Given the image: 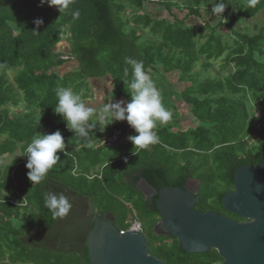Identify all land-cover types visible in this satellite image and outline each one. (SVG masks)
Instances as JSON below:
<instances>
[{
  "label": "trees",
  "instance_id": "1",
  "mask_svg": "<svg viewBox=\"0 0 264 264\" xmlns=\"http://www.w3.org/2000/svg\"><path fill=\"white\" fill-rule=\"evenodd\" d=\"M216 2L69 0L60 12L41 0H0V264L71 263H65V254L56 257L27 243L31 231L53 222L44 205V194L52 184L87 199L100 216L110 213L123 231L129 229L134 214L141 223L150 215L159 221L157 197L147 201L137 190L140 178L157 191L183 190L190 180L197 181V212L246 222L225 211L223 198L234 191L239 168H256L264 162V26H255L253 34L237 30L264 11V0H257L254 7L247 0H224L222 16L212 13ZM150 6L159 7L168 17L155 18ZM76 10L80 16L73 18ZM203 16L217 20L212 24L201 20ZM36 19L43 20L39 28ZM223 29L229 31L231 42L225 40ZM65 43L68 51L61 49ZM125 57L142 60L150 70L164 106L173 113L172 121L156 126L157 143L135 149L129 140L118 145L128 127L105 117L91 131L93 142L88 146L54 114L55 89L71 87L87 104L92 98L90 81L110 77L112 97L128 103L131 95L123 80H130L131 72L125 77L124 68L130 67ZM221 59L217 74L208 75ZM73 62L76 70L58 72ZM173 74L188 85L181 93L172 92L189 107L196 123L186 130L178 128L177 107L168 102L169 92L158 85L161 79L167 88ZM98 119L94 112L88 124L93 127ZM57 130L65 139L60 161L43 181L33 184L27 175V144L38 133ZM116 130L122 133L119 142L102 145ZM133 135H138L134 129L129 136ZM18 150L22 157L11 163ZM156 239L151 237L150 252L164 264L223 262L215 250L190 255L175 238L154 243ZM84 256V264H90L88 254ZM195 257L204 260L197 262Z\"/></svg>",
  "mask_w": 264,
  "mask_h": 264
},
{
  "label": "water",
  "instance_id": "2",
  "mask_svg": "<svg viewBox=\"0 0 264 264\" xmlns=\"http://www.w3.org/2000/svg\"><path fill=\"white\" fill-rule=\"evenodd\" d=\"M191 184L195 185L194 190L189 188ZM136 188L147 201L157 197L160 222L153 229L156 237L177 239L182 250L190 255L215 250L222 264H264V162L256 168H239L234 175V191L223 198L225 211L246 220L242 223L216 213L197 212L194 206L200 184L194 180L183 190L168 187L157 191L140 178ZM50 189L54 193H70V199L75 201L70 214L83 217L82 232L77 233L76 223H72L69 231L61 234L60 252L82 255L87 248L90 264H164L150 255L143 234H120L110 213L103 221L95 217L94 205L87 199L62 185L52 184ZM60 229L58 223L36 238L44 248L55 250L44 242L58 238Z\"/></svg>",
  "mask_w": 264,
  "mask_h": 264
},
{
  "label": "clouds",
  "instance_id": "3",
  "mask_svg": "<svg viewBox=\"0 0 264 264\" xmlns=\"http://www.w3.org/2000/svg\"><path fill=\"white\" fill-rule=\"evenodd\" d=\"M256 2L257 0H247L250 7H254ZM41 3L55 6L62 12L68 7L69 0H41ZM225 8L224 0H217L212 13L215 16H222ZM72 16L78 18L79 10L74 11ZM34 23L39 28L43 24V20L36 19ZM124 62L130 66L124 68V75L128 77L131 72V79L123 81L131 95V101L126 106L123 101L104 104L101 120L107 117L112 120V123L127 121L129 126L138 133V135L129 136L128 140L135 146V149H146L159 140L154 131L157 121L161 123L170 121L172 112L164 106L160 91L149 74L150 70L145 69L144 62L132 57H125ZM106 86L111 90L114 84L108 82ZM55 93L57 104L53 108L54 114L62 117L67 128L75 135L84 138L86 145L91 146L93 142V137L90 135L92 126L88 122L96 109L87 105L82 99V94L75 92L71 87L58 86ZM64 149L65 139L59 130L51 134L38 133L34 136L26 147L28 179L33 184L43 181L50 170L60 161L58 153ZM44 205L51 211L53 219H62L70 214L75 206V201L70 199V193L46 191Z\"/></svg>",
  "mask_w": 264,
  "mask_h": 264
},
{
  "label": "rangeland",
  "instance_id": "4",
  "mask_svg": "<svg viewBox=\"0 0 264 264\" xmlns=\"http://www.w3.org/2000/svg\"><path fill=\"white\" fill-rule=\"evenodd\" d=\"M150 1V0H149ZM183 1L184 0H179V3H180V5H182V3H183ZM186 1V0H185ZM161 2V1H160ZM160 2H158V3H153V4H159ZM148 10L153 14L154 13V17L155 18H157V19H162L163 17H168L167 16V14H165V16L163 15V14H161V13H159L158 11L160 10L159 9V7H157V6H150V7H148ZM225 12V11H224ZM223 15V14H222ZM179 16H180V14H179ZM183 17V15H181V18ZM201 20H207V21H209L210 20V22L212 23V24H214L215 22H216V20H217V18L214 16V17H211V18H209V17H206V16H203V18L201 19ZM190 22H192V21H194L195 23H200V21L199 20H197V21H195V19H191V20H189ZM255 26H258V27H261V26H264V11H262L259 15H257L255 18H253V19H251V20H246V21H244L243 23H242V28L241 29H238L237 28V26H235L236 28H237V30L238 31H248V32H250L251 34H253L254 33V27ZM222 33L226 36V38H225V40H229V42H231L232 41V38H230L229 37V31L228 30H226V29H223L222 30ZM62 49V48H61ZM221 64H222V59L221 60H218L217 62H215L214 64H213V66H212V68H211V70L210 71H208L207 72V74L208 75H215V74H217V72L219 71V68H220V66H221ZM70 68V66H66V69L67 70H70L69 69ZM198 70V69H197ZM222 73V72H221ZM13 75H14V72H11V73H8V77L11 79L12 77H13ZM161 75V74H160ZM221 75H223V73L221 74ZM155 76V75H154ZM171 76V77H170ZM169 77H168V80L170 81L169 83H170V85H171V88L169 87H167V89L168 90H170V89H172V91L173 90H175L177 93H181L182 91H184V89L185 88H187L188 87V85L187 84H185V83H181V82H179L178 81V79L176 78L177 76H175V77H172L173 75H170ZM161 83V84H160ZM161 85V88H163L164 86H165V82L164 81H162L161 79L159 80L158 79V85ZM159 89V91H160V93H161V89L160 88H158ZM168 95H169V97H167L168 98V102H170V103H173L174 105H176V107H177V110H178V112H179V114H180V116H179V125H178V128H182L183 130H186L187 128H191V127H195L196 126V123H195V121L191 118V113H190V111H189V107L187 106V105H185L184 103H180V99L177 97V98H175L176 96H174V94H172L171 92H169L168 93ZM171 95H173V97H171L170 98V96ZM161 96H162V94H161ZM111 94H108V103L109 102H111ZM101 102H103V100H100ZM11 112L13 113L14 112V110L13 109H11ZM101 112V111H100ZM101 114H102V112H101ZM173 114V113H172ZM96 121V120H95ZM171 121H172V119L170 120V121H168V122H166V123H161V122H159V121H157V125H165V124H168V123H171ZM127 125H129L128 123H127ZM156 125V126H157ZM185 126V127H184ZM129 129H131V127H128V131H129ZM20 150H18V151H16L15 153H14V155L13 156H11V158L9 159L10 160V162L11 163H15L16 161H17V159H20L21 157H22V152H19ZM19 152V153H18ZM9 160H8V162H9ZM56 185V184H55ZM189 188L191 189V190H194V188H195V185L194 184H191L190 186H189ZM157 217V216H156ZM156 217H154V216H149V218H146L145 219V221L146 222H143V223H141L140 222V220L137 218V216H136V214H134V216L133 217H130L129 218V223H131V225H132V223L133 222H138L139 224L141 223L142 224V226H143V229L141 228V231L139 232V233H143L147 238H149V237H152L153 238V234H154V232H153V229H154V227L159 223H157V221H158V219L156 218ZM138 219V220H137ZM131 225H130V227H129V229H127V230H122L121 232H119L120 234H124L125 232H134V231H131L130 230V228H131ZM157 239L154 241V243L155 242H157V241H161V240H164L163 238H166V237H162V238H158V237H156ZM193 260H195V261H197V262H202L203 260H204V258H198V257H195V258H193Z\"/></svg>",
  "mask_w": 264,
  "mask_h": 264
},
{
  "label": "flooded vegetation",
  "instance_id": "5",
  "mask_svg": "<svg viewBox=\"0 0 264 264\" xmlns=\"http://www.w3.org/2000/svg\"><path fill=\"white\" fill-rule=\"evenodd\" d=\"M187 184H188V183H187ZM49 191L54 192L52 189H49ZM70 192H71V191H70ZM152 199H153V198H152ZM89 202H90V201H89ZM95 213H96L95 217L100 218L101 220L104 221V216H105L106 214L100 216V215L97 213L96 210H95ZM112 216H113V215H112ZM221 216H222V215H221ZM223 216L226 217V218H228V219H230V220H232V221H235V220L232 219L231 217L229 218V217H227V216H225V215H223ZM113 217H114V216H113ZM114 220H115V221H114V225H115L116 229H117L119 232H121L122 230H120V229L118 228V226H117V221H116L115 217H114ZM158 222H160V217H159V221H158ZM235 222H238V221H235ZM58 223L61 224V229H60V233H59V235H58V238L55 236V237L53 238L52 242H50L49 240H46V242H44V244H46V245L49 246V247H55V250H50V249H46V248H44V247L42 246V243H40V242L37 240L36 236H37L38 234H40V233H43V232H45V231H47V230L53 228V227L56 226ZM72 223H76L75 230H76L77 233H78V232H79V233L82 232V228H83V217L80 216V215L69 214L68 216H66V217H64V218H62V219H60V221H58V218L53 219V222H52V223H48V225H46V227L39 228V229H35V230L31 231L30 235H29L28 238H27V243L30 244L33 248H42V249L47 250V251H49V252L55 253V256H56V257L58 256V254H65V255H67L68 257H65V259H64L65 263H66L67 261L71 260V263H70V264H84V257H85L84 255H85V253L88 254L87 248L84 249V252H83L82 255H79V254H77V253H75V252H60V251H59V245H60V240H61L60 237H62L61 234H62L63 232H68L69 229H70V227H71V224H72ZM240 223H242V222H240ZM140 225H141V228L143 229V226H142L141 223H140ZM142 234H143V233H142ZM143 235H144V234H143ZM63 236H64V235H63ZM144 236H145V235H144ZM145 238H146V242H147V245H148V248H149V253H150V255H151V252H150V246H151L150 241H151V237L147 238V237L145 236ZM54 240H55V241H54ZM151 256H153V255H151ZM56 257H55V259H56ZM153 257H154V256H153ZM222 263H223V262H222ZM222 263H221V264H222Z\"/></svg>",
  "mask_w": 264,
  "mask_h": 264
},
{
  "label": "crops",
  "instance_id": "6",
  "mask_svg": "<svg viewBox=\"0 0 264 264\" xmlns=\"http://www.w3.org/2000/svg\"><path fill=\"white\" fill-rule=\"evenodd\" d=\"M159 13L163 14L161 10L158 11ZM165 16V15H164ZM194 22V21H192ZM61 48L68 51L69 50V47L68 45L65 44H62L61 45ZM70 66V70L69 71H74L77 69V64L76 63H70L69 64ZM65 69V68H64ZM67 69L64 71L62 69H59L58 72L60 73H63V72H66ZM176 74L172 77H175ZM177 76H178V73H177ZM108 82H111L113 84V80L112 78L108 77L106 79H103V80H91L90 81V89H91V93H92V98H90L88 100V105L94 107L96 109L95 112H97L99 114V119H98V123L95 124L93 127H92V131L98 129V127L104 122L105 118L103 120H101V116L103 115V111L102 114L100 112V109L104 106V104L108 101V94H111L113 89H108L107 88V83ZM169 87L171 88V85L169 84ZM168 87V88H169ZM164 89H166V92H173L172 89L168 90L167 88L163 87ZM162 94V92L160 93ZM173 97V95L170 96V98ZM100 100H103V102H101ZM111 102H119V101H123L125 106L127 104V101L125 99H116L114 97H112L111 95ZM123 125L127 126V127H130L129 125H127V121H121ZM133 131V128L131 127V129H129V131L127 132L126 136L124 138H122L121 142H119L118 145H121L123 143H126L128 141V137H129V134L132 133ZM114 133V132H113ZM116 145V147L118 146ZM115 146V145H114Z\"/></svg>",
  "mask_w": 264,
  "mask_h": 264
},
{
  "label": "built area",
  "instance_id": "7",
  "mask_svg": "<svg viewBox=\"0 0 264 264\" xmlns=\"http://www.w3.org/2000/svg\"><path fill=\"white\" fill-rule=\"evenodd\" d=\"M160 1L161 0H150L151 3H158ZM121 135H122L121 131H119V130L114 131V133L109 138L105 139L102 142V145H107V146L111 145L112 146V145L118 143L120 138H121ZM130 230L134 231V232H140L141 231V225L138 222H133Z\"/></svg>",
  "mask_w": 264,
  "mask_h": 264
}]
</instances>
